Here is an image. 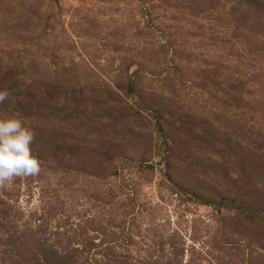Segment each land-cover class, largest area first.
<instances>
[{
	"label": "rangeland",
	"instance_id": "rangeland-1",
	"mask_svg": "<svg viewBox=\"0 0 264 264\" xmlns=\"http://www.w3.org/2000/svg\"><path fill=\"white\" fill-rule=\"evenodd\" d=\"M0 264H264V0H0Z\"/></svg>",
	"mask_w": 264,
	"mask_h": 264
},
{
	"label": "clouds",
	"instance_id": "clouds-1",
	"mask_svg": "<svg viewBox=\"0 0 264 264\" xmlns=\"http://www.w3.org/2000/svg\"><path fill=\"white\" fill-rule=\"evenodd\" d=\"M9 95L8 89L0 88V104ZM33 140V130L20 118H0V186H6L16 177L39 173L41 162L32 152Z\"/></svg>",
	"mask_w": 264,
	"mask_h": 264
}]
</instances>
